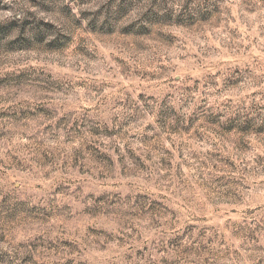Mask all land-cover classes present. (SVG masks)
Returning <instances> with one entry per match:
<instances>
[{"label": "rangeland", "instance_id": "rangeland-1", "mask_svg": "<svg viewBox=\"0 0 264 264\" xmlns=\"http://www.w3.org/2000/svg\"><path fill=\"white\" fill-rule=\"evenodd\" d=\"M0 264H264V0H0Z\"/></svg>", "mask_w": 264, "mask_h": 264}]
</instances>
